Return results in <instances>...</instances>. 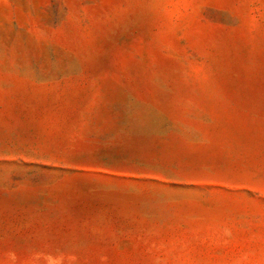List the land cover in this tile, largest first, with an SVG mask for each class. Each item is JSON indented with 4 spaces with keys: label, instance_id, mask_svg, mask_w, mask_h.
Segmentation results:
<instances>
[{
    "label": "rangeland",
    "instance_id": "rangeland-1",
    "mask_svg": "<svg viewBox=\"0 0 264 264\" xmlns=\"http://www.w3.org/2000/svg\"><path fill=\"white\" fill-rule=\"evenodd\" d=\"M0 264H264V0H0Z\"/></svg>",
    "mask_w": 264,
    "mask_h": 264
}]
</instances>
